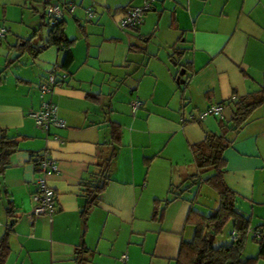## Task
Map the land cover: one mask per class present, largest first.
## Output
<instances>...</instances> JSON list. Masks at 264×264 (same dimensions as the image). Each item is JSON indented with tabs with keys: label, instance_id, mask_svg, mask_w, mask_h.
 Returning a JSON list of instances; mask_svg holds the SVG:
<instances>
[{
	"label": "crops",
	"instance_id": "1",
	"mask_svg": "<svg viewBox=\"0 0 264 264\" xmlns=\"http://www.w3.org/2000/svg\"><path fill=\"white\" fill-rule=\"evenodd\" d=\"M63 1L76 4L63 17L73 60L66 71L59 68L68 77L47 98L66 124L46 134L28 112L41 104L35 85L63 63L65 51L52 45L33 56L21 40L43 44L45 8ZM142 3L0 0V27L7 29L0 37V135L17 141L0 172L6 264H78L77 257L84 264H176L181 243L194 236L188 213L206 214L197 199L204 176L192 177L190 145L216 131L219 117L188 116L219 105L229 119L231 99L264 86V0H154L137 28L120 27L124 10ZM88 6L95 10L89 20ZM136 99L142 104L133 113ZM117 125L110 179L84 218L81 185L95 181ZM228 136L223 179L254 236L264 224V107ZM43 156L56 165L46 176L55 193L51 218L32 215ZM246 248L245 242L242 255Z\"/></svg>",
	"mask_w": 264,
	"mask_h": 264
},
{
	"label": "trees",
	"instance_id": "2",
	"mask_svg": "<svg viewBox=\"0 0 264 264\" xmlns=\"http://www.w3.org/2000/svg\"><path fill=\"white\" fill-rule=\"evenodd\" d=\"M46 25L49 27V32L43 44H33L32 38L21 41L33 56L52 45L63 49L65 51L64 61L57 67L66 71L73 60L71 47L74 40L66 37L63 18L56 20L51 26L48 22ZM229 102L232 104L229 119L219 118L216 131H206L201 141L190 145V151L197 167V171L192 177L204 176L202 183L215 191L218 205L208 214L190 210L187 223L194 227V236L190 241L181 243L176 264H255L257 260L264 259V224L258 225L254 230L258 232V235L253 236L258 244L257 256L246 259L242 257L245 239L251 228L250 217L238 210L237 195L226 185L223 179L225 165L223 151L233 142V139L228 135L231 132H238L257 108L264 107V86L236 101L231 99ZM112 133L113 140L109 144L110 151L107 155L100 156L97 164L99 171L94 174L95 181L81 185L82 195L85 197V203L81 210V215L84 218H86L88 208L97 204L100 194L110 179L113 159L120 145V128L118 125L112 127ZM16 149V139L2 133L0 135V172L5 169L9 156ZM6 211L11 217L13 216L11 200L7 201ZM229 222H231L232 228L231 243L214 245V240L209 242V237L211 235L215 237L222 233ZM232 234L235 235L234 239L231 238ZM9 253L8 231L6 230L0 238V264H6ZM77 260L78 264L85 262V259L82 258L77 257Z\"/></svg>",
	"mask_w": 264,
	"mask_h": 264
},
{
	"label": "built area",
	"instance_id": "3",
	"mask_svg": "<svg viewBox=\"0 0 264 264\" xmlns=\"http://www.w3.org/2000/svg\"><path fill=\"white\" fill-rule=\"evenodd\" d=\"M154 0H143V3L139 6H134L125 10L119 20V25L122 28H137L144 19V15L152 7ZM76 7V4L72 1H63L47 5L45 8V15L48 24L53 25L56 20L64 17L66 12H72ZM94 7L88 6L85 8L86 19H91L94 16ZM7 29L3 26L0 27V37L5 36ZM67 78V73L61 71L56 65L51 68L47 73L44 81L35 85L39 91V95L42 98L40 107L36 110H29L28 115L34 120L36 127L44 131L46 134H50L51 130L61 129L65 126L66 122L58 115L57 106L47 97H51L55 86ZM141 101L133 100L130 103L132 112L141 106ZM209 115L223 118L222 108L219 105H211L201 111L198 114H190L189 120L203 119ZM37 168L40 171V175L36 178L37 189L32 195V199L35 203L32 215L34 216H46L51 218L55 212V193L46 181V176L56 171V165L46 156H43L37 163ZM254 235H258V232L254 231ZM231 238H235L232 234ZM126 254L120 256V260H125Z\"/></svg>",
	"mask_w": 264,
	"mask_h": 264
},
{
	"label": "rangeland",
	"instance_id": "4",
	"mask_svg": "<svg viewBox=\"0 0 264 264\" xmlns=\"http://www.w3.org/2000/svg\"><path fill=\"white\" fill-rule=\"evenodd\" d=\"M46 29L49 27L47 25L44 26ZM198 202L202 203L201 204V211L208 214L210 213L214 207L217 205V195L213 189L210 187L203 185L201 188V191L198 195ZM199 209V207H198ZM232 232L231 228V222H229L223 229L222 233L216 235L213 240H214V245H227L231 243L230 239V234ZM248 236V234H247ZM245 242L247 243V248L245 250V255H242L243 258H250L254 256H250V253H254L258 249V244L256 243L255 239L253 236L249 235L246 237ZM258 254V253H257ZM256 254V256H257ZM255 256V257H256Z\"/></svg>",
	"mask_w": 264,
	"mask_h": 264
},
{
	"label": "water",
	"instance_id": "5",
	"mask_svg": "<svg viewBox=\"0 0 264 264\" xmlns=\"http://www.w3.org/2000/svg\"><path fill=\"white\" fill-rule=\"evenodd\" d=\"M213 235H211L210 237H209V242H212L213 241Z\"/></svg>",
	"mask_w": 264,
	"mask_h": 264
}]
</instances>
